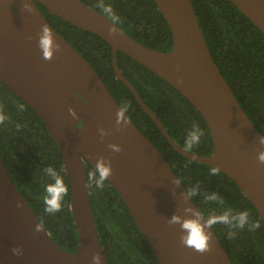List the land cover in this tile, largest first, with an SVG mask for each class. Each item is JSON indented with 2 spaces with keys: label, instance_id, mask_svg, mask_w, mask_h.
Returning a JSON list of instances; mask_svg holds the SVG:
<instances>
[{
  "label": "water",
  "instance_id": "95a60500",
  "mask_svg": "<svg viewBox=\"0 0 264 264\" xmlns=\"http://www.w3.org/2000/svg\"><path fill=\"white\" fill-rule=\"evenodd\" d=\"M60 19L105 40L116 79L180 155L232 179L264 223V136L240 106L215 64L191 0H154L172 36L169 51L144 46L82 0H0V81L46 126L70 183L75 252L60 248L11 181L0 157L1 264H107L92 214L85 164H111L106 180L125 203L159 264H232L215 232L157 148L135 126L85 58L45 19L37 3ZM264 34V0H229ZM47 27L50 60L39 46ZM114 29V31H110ZM122 52L179 91L205 120L212 152L198 155L177 145L158 116L120 71ZM120 123L117 124V120ZM80 123V126H79ZM114 145L119 152L109 147ZM173 216L181 223H170ZM185 219H198L209 237L200 252L181 242Z\"/></svg>",
  "mask_w": 264,
  "mask_h": 264
},
{
  "label": "trees",
  "instance_id": "16d2710c",
  "mask_svg": "<svg viewBox=\"0 0 264 264\" xmlns=\"http://www.w3.org/2000/svg\"><path fill=\"white\" fill-rule=\"evenodd\" d=\"M82 1L144 46L159 51L171 49L170 29L154 0ZM36 3L52 28L94 68L120 107L127 106V116L167 161L207 222L227 215V222L210 226L232 264H264V223L238 185L221 172L213 175L212 167L187 159L173 149L132 92L116 79L112 50L105 40ZM191 3L215 64L249 120L264 136V34L229 0H191ZM116 60L122 74L177 145L198 155L212 152L205 120L179 91L120 51ZM0 115L6 117L0 124V157L11 181L53 242L66 251L75 252L77 233L69 208L70 183L46 126L31 107L1 81ZM193 132L200 139L188 148ZM49 167L61 176L68 189L61 201V210L55 213L45 211L43 200L47 185L55 183L45 171ZM85 174L107 264H159L115 188L106 179L103 188L98 187L99 174L87 163ZM245 212L248 216L241 227L239 216ZM255 224L259 227H254Z\"/></svg>",
  "mask_w": 264,
  "mask_h": 264
},
{
  "label": "clouds",
  "instance_id": "9594fccd",
  "mask_svg": "<svg viewBox=\"0 0 264 264\" xmlns=\"http://www.w3.org/2000/svg\"><path fill=\"white\" fill-rule=\"evenodd\" d=\"M108 12L111 11V9H107ZM113 19L115 17H112ZM110 31H114V29H110ZM39 46L43 50L44 58L50 60L53 56V51L58 50L59 45H54L52 36L50 34V31L47 27L43 30V35L40 37ZM124 112H127V106L122 107L121 113L119 115H122ZM6 117L4 115H0V124L4 123ZM120 123V120H117V124ZM200 139L199 135H197L195 132H193L190 135V139L187 143V147L191 148L193 143L198 142ZM264 142V141H262ZM109 147L113 148L114 151L119 152L120 149L114 145H110ZM259 160L264 163V153H261L259 156ZM48 174L52 176V178L55 180L54 184H48L46 187V195L43 197L44 203L46 205L45 211L48 213H55L59 212L61 210V201L63 200L64 196L67 194L68 189L67 186L64 184L63 179L60 175H58L51 167L45 170ZM96 171L99 174V181L97 183V186L100 188H103V181L110 175H112V169L111 164L109 162L108 166H105V162L103 159L98 160L96 165ZM211 172L213 175H216L219 173L218 168H212ZM90 175H93V173H90ZM216 197H213L215 199ZM248 216V213H242L239 216V222L240 226L243 227V225L246 223V218ZM227 222L228 218L227 215L221 216V217H213L208 220V225L210 226L213 223L217 222ZM170 223H181L180 217L173 216ZM181 227L184 231L187 232L186 236L181 237V242L185 244L188 247H192L196 249L197 251L203 252L208 249V240L209 237L205 234L204 226H202L198 219H185ZM254 227L258 228L259 224H255ZM94 259L99 261V257H94Z\"/></svg>",
  "mask_w": 264,
  "mask_h": 264
},
{
  "label": "flooded vegetation",
  "instance_id": "af4514ba",
  "mask_svg": "<svg viewBox=\"0 0 264 264\" xmlns=\"http://www.w3.org/2000/svg\"><path fill=\"white\" fill-rule=\"evenodd\" d=\"M79 126H80V123H79Z\"/></svg>",
  "mask_w": 264,
  "mask_h": 264
}]
</instances>
